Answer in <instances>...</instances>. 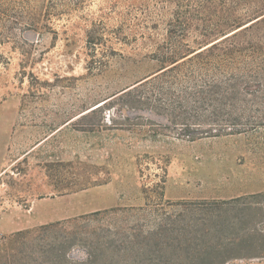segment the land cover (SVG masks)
<instances>
[{
	"label": "rangeland",
	"instance_id": "374dc122",
	"mask_svg": "<svg viewBox=\"0 0 264 264\" xmlns=\"http://www.w3.org/2000/svg\"><path fill=\"white\" fill-rule=\"evenodd\" d=\"M16 18L0 45V264H264V127L189 141L191 107L176 121L141 85L161 73L170 9L46 0Z\"/></svg>",
	"mask_w": 264,
	"mask_h": 264
},
{
	"label": "trees",
	"instance_id": "16d2710c",
	"mask_svg": "<svg viewBox=\"0 0 264 264\" xmlns=\"http://www.w3.org/2000/svg\"><path fill=\"white\" fill-rule=\"evenodd\" d=\"M45 1L0 0V45L21 24L16 18L20 8H38ZM155 1L163 9H170V42L164 52L153 56L161 65V73L141 85L152 84L150 95L162 97L176 121L185 119L179 113L191 107L196 115L182 124L186 128L180 135L196 141L264 127V0ZM207 10L214 12L211 19L198 17ZM195 15L198 18L192 19ZM39 23L28 25L37 28ZM211 39L217 41L195 48ZM182 84H190L192 92L170 91ZM191 121L209 122L216 128L206 133L201 128L192 130L190 127L197 124L189 125ZM92 184L66 187L65 191H83Z\"/></svg>",
	"mask_w": 264,
	"mask_h": 264
},
{
	"label": "crops",
	"instance_id": "0c3cea01",
	"mask_svg": "<svg viewBox=\"0 0 264 264\" xmlns=\"http://www.w3.org/2000/svg\"><path fill=\"white\" fill-rule=\"evenodd\" d=\"M118 207V206H117ZM105 208H115V207H105ZM81 213H83L82 211H75V212H73V213H69L68 215H66V217L67 216H76V215H80ZM4 216V215H3ZM3 216H2V218H3ZM2 218L0 219V221L2 220ZM14 220H17L16 218L14 219ZM18 230H20V229H17L16 231H18ZM5 234H7V233H4V232H1L0 231V235H5Z\"/></svg>",
	"mask_w": 264,
	"mask_h": 264
},
{
	"label": "built area",
	"instance_id": "2783aa9c",
	"mask_svg": "<svg viewBox=\"0 0 264 264\" xmlns=\"http://www.w3.org/2000/svg\"><path fill=\"white\" fill-rule=\"evenodd\" d=\"M2 218V212L0 211V219Z\"/></svg>",
	"mask_w": 264,
	"mask_h": 264
}]
</instances>
